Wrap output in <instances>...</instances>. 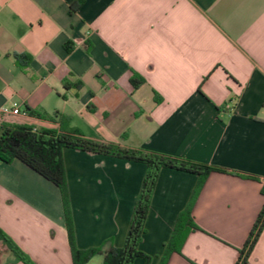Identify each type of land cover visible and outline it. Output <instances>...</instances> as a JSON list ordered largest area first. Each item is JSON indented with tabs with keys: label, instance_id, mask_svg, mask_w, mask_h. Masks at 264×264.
Returning <instances> with one entry per match:
<instances>
[{
	"label": "crops",
	"instance_id": "crops-1",
	"mask_svg": "<svg viewBox=\"0 0 264 264\" xmlns=\"http://www.w3.org/2000/svg\"><path fill=\"white\" fill-rule=\"evenodd\" d=\"M15 55L31 61L21 70ZM1 110L0 130L59 131L31 116L57 112L87 140L214 169L192 207L198 230L167 264H237L264 206V0H0ZM62 158L76 246L120 248L145 166ZM197 179L159 172L139 245L149 264ZM0 230L33 264H71L58 189L17 160L0 163ZM0 264H22L1 241ZM245 264H264V226Z\"/></svg>",
	"mask_w": 264,
	"mask_h": 264
},
{
	"label": "trees",
	"instance_id": "trees-1",
	"mask_svg": "<svg viewBox=\"0 0 264 264\" xmlns=\"http://www.w3.org/2000/svg\"><path fill=\"white\" fill-rule=\"evenodd\" d=\"M66 49L68 50L67 47ZM14 57L17 66L21 70L31 61L29 55H15ZM130 82L135 88L139 84L134 78L131 79ZM31 116L52 122L57 120L60 129H62V124L68 122L66 117L57 112L51 116L36 113H31ZM60 129L57 131L55 129L46 128L37 129L19 124H1L0 163L10 164L12 161L17 160L58 189L61 197L71 264H87L93 257H101V264H133L136 259H141L145 264H149L151 258L139 250V245L145 233L144 223L149 210L151 195L157 176L163 169L186 172L198 177L196 186L186 207L176 218L171 235L163 247V252L159 258L158 264H167L172 255H180L181 248L187 236L191 232L198 230L191 215L192 207L207 175L214 171V169L205 165L171 158L165 155L93 142L83 138L77 130ZM66 149L93 155L109 156L145 166L144 176L127 233L123 245L120 248L104 246L81 250L76 246L74 224L62 158V153ZM261 194L264 196V185L261 188ZM263 226L264 206L240 253L237 264L246 263V258L255 244ZM0 241L4 243L9 252L14 256L16 262L33 264L1 230Z\"/></svg>",
	"mask_w": 264,
	"mask_h": 264
},
{
	"label": "built area",
	"instance_id": "built-area-1",
	"mask_svg": "<svg viewBox=\"0 0 264 264\" xmlns=\"http://www.w3.org/2000/svg\"><path fill=\"white\" fill-rule=\"evenodd\" d=\"M226 109L231 111V107L227 106ZM4 113L3 110L0 111V113ZM8 114L10 116L14 117H22V118H27L29 113L26 110H21L20 105L18 103H13L8 111Z\"/></svg>",
	"mask_w": 264,
	"mask_h": 264
},
{
	"label": "rangeland",
	"instance_id": "rangeland-1",
	"mask_svg": "<svg viewBox=\"0 0 264 264\" xmlns=\"http://www.w3.org/2000/svg\"><path fill=\"white\" fill-rule=\"evenodd\" d=\"M119 140H120V142H123L124 141V136H122ZM95 259H97V257H94L91 260H95ZM87 264H89V263H87Z\"/></svg>",
	"mask_w": 264,
	"mask_h": 264
}]
</instances>
